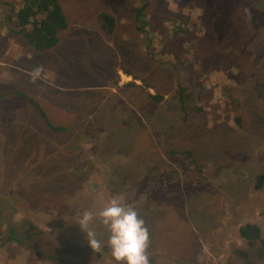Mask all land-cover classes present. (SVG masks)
<instances>
[{"label": "rangeland", "instance_id": "obj_1", "mask_svg": "<svg viewBox=\"0 0 264 264\" xmlns=\"http://www.w3.org/2000/svg\"><path fill=\"white\" fill-rule=\"evenodd\" d=\"M58 1L67 25L43 52L0 9V264H117L106 226L75 222L113 197L145 221L150 264H264L237 233L252 223L264 239V0Z\"/></svg>", "mask_w": 264, "mask_h": 264}, {"label": "trees", "instance_id": "obj_2", "mask_svg": "<svg viewBox=\"0 0 264 264\" xmlns=\"http://www.w3.org/2000/svg\"><path fill=\"white\" fill-rule=\"evenodd\" d=\"M11 4L13 3L8 1H0V9H4L6 21H9L12 24L11 29L15 33L20 34L30 47L38 50L37 52H43L44 50L56 45L58 32L64 30L67 25L66 18L58 0H21L19 6L16 8L11 6ZM146 6L147 2L144 1L131 10V13L137 23L135 29L140 33H142L145 25L144 11ZM11 18L12 22L10 21ZM97 18L100 23V30L104 33H109L114 23L112 17L106 12H100ZM124 71L126 73V70ZM129 75H131V73H129ZM132 79L134 80L136 78L132 76ZM139 79L143 86L147 88L148 86L144 80L141 78ZM201 85L202 84H199L198 90H196L197 96H199L198 94L200 93ZM186 91L187 88L177 81L174 96L181 110L185 113V110L189 107L186 105V101L192 98V96L188 95ZM10 93L18 97H22L23 103L26 106H29L30 109H34L36 111L38 117L41 119L45 127L49 128L52 132L58 133L61 131L62 127L51 125V123L46 118L44 111L35 100L18 91H12ZM5 94H7V92H5ZM148 98H150L154 103H158L162 100V96L159 94H149ZM193 110H199V106L196 103L189 108V111ZM182 153L183 156H185L186 159L190 161V154L186 150ZM196 168L199 169V167ZM263 183L264 175H256L254 184L255 188L261 187ZM237 233L240 238L250 245L254 244V242H258L259 246L255 247V255L262 257L264 256V239L261 237L260 229L257 225L252 223H244L238 227ZM236 253L240 257L246 259L245 263L248 262L246 253L242 251H237Z\"/></svg>", "mask_w": 264, "mask_h": 264}, {"label": "clouds", "instance_id": "obj_3", "mask_svg": "<svg viewBox=\"0 0 264 264\" xmlns=\"http://www.w3.org/2000/svg\"><path fill=\"white\" fill-rule=\"evenodd\" d=\"M41 72V67L34 68L32 79L39 78ZM94 219H99L108 229L107 244L117 264H150V233L135 208L125 204L121 197H113L98 212L84 211L75 222L81 229H87ZM85 232L91 249L100 251L102 242L96 238L95 233L91 230Z\"/></svg>", "mask_w": 264, "mask_h": 264}]
</instances>
